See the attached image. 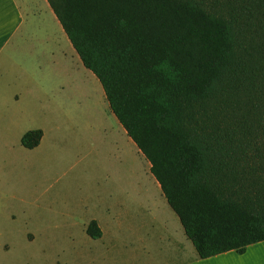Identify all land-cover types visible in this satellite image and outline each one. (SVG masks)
I'll list each match as a JSON object with an SVG mask.
<instances>
[{"label": "trees", "instance_id": "16d2710c", "mask_svg": "<svg viewBox=\"0 0 264 264\" xmlns=\"http://www.w3.org/2000/svg\"><path fill=\"white\" fill-rule=\"evenodd\" d=\"M46 2L198 257L264 241V0Z\"/></svg>", "mask_w": 264, "mask_h": 264}, {"label": "rangeland", "instance_id": "374dc122", "mask_svg": "<svg viewBox=\"0 0 264 264\" xmlns=\"http://www.w3.org/2000/svg\"><path fill=\"white\" fill-rule=\"evenodd\" d=\"M52 18L28 19L30 36L0 67V264H62L105 251L112 214L131 223L133 211L152 207L135 196L154 191L143 182L148 162ZM36 129L39 146L24 149L21 136ZM92 219L104 227L102 243L84 233Z\"/></svg>", "mask_w": 264, "mask_h": 264}, {"label": "crops", "instance_id": "0c3cea01", "mask_svg": "<svg viewBox=\"0 0 264 264\" xmlns=\"http://www.w3.org/2000/svg\"><path fill=\"white\" fill-rule=\"evenodd\" d=\"M41 11H47L53 16L63 48L71 56L76 55L46 0H0V67L10 57L13 49L17 48L20 39L28 38V34L30 36L27 31L28 19L33 22ZM61 32L65 38L61 36ZM143 179L154 191L149 192L145 187V192H137L135 196L139 199H151L152 207L133 211V216L129 218L131 223L126 218L121 219L119 214H112L114 216H111L107 226L111 237L108 249L90 255H70L63 258L62 264H264V241L247 246L241 254L229 251L200 259L176 215L169 212L170 208L168 210L163 206L166 201L158 183L152 176H144ZM142 211L145 214H141ZM134 215L140 218H135ZM90 221L96 222L102 235L96 240L89 239L102 243L105 237L104 227L98 220ZM88 223L84 227V233Z\"/></svg>", "mask_w": 264, "mask_h": 264}]
</instances>
